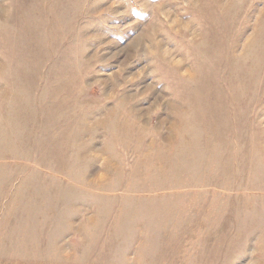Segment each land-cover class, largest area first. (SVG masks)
<instances>
[{"label":"rangeland","instance_id":"1","mask_svg":"<svg viewBox=\"0 0 264 264\" xmlns=\"http://www.w3.org/2000/svg\"><path fill=\"white\" fill-rule=\"evenodd\" d=\"M0 264H264V0H0Z\"/></svg>","mask_w":264,"mask_h":264}]
</instances>
